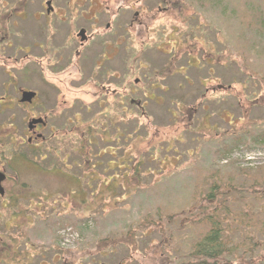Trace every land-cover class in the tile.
<instances>
[{
	"label": "rangeland",
	"instance_id": "374dc122",
	"mask_svg": "<svg viewBox=\"0 0 264 264\" xmlns=\"http://www.w3.org/2000/svg\"><path fill=\"white\" fill-rule=\"evenodd\" d=\"M45 1L5 0L3 9L7 16L0 18V32L4 33L0 37L10 30L16 44L30 47L29 38H35L33 41L37 43L36 35H33L37 34L36 31L31 32L40 23L39 20L42 21ZM186 1L192 5L191 11L205 14L203 22L217 25V29L213 30L218 31L221 42L218 48L223 54L225 66L221 69L215 66V70L222 76V90L204 91L205 87L201 85L203 82L198 78L203 74L210 77L209 72L204 71L205 66L200 69L187 67L185 73L191 76V84L183 75H172L174 67L178 69L179 65H186L188 52H183V55L176 52L169 64L167 59L170 56L153 52L143 55L147 63L146 70L153 71L152 82L145 81L143 70L135 67L124 69L120 66L121 60H116L112 67L124 74V81H117V78L111 76L100 82L109 84L111 89L117 88L116 94H106L96 84L93 89L92 84L83 81L79 74L78 79L70 83L64 75L61 85L60 82L56 83L60 86V93L55 101L56 91L50 88L46 90L37 62L23 59V52L18 51L16 56L19 61L13 63V67L8 58L11 49L4 48L3 42L0 43V97L6 96V100L14 101L18 88L23 87L38 91L37 104L32 108L22 107L17 101L8 102L11 106L9 108H3V103L0 105V170L8 176L3 182L4 193L30 195L27 201L18 196L19 199H15L20 203L17 207L9 204L2 207L1 203L10 200L0 195V218L8 219L9 215H17L19 212L29 217L26 221L20 217L15 219L16 224L22 228L16 227V234L28 228L34 243L48 241L43 252V264H60V261L68 264H172L199 233L200 225L184 224V219L179 217L174 224L178 227L177 236L168 243L165 232L170 222L166 217L168 212L171 215L183 213L196 183L204 186L203 175L221 176L224 170L235 167L248 172L259 173L264 170V0ZM65 4V0L51 2L53 8L60 10ZM21 9L26 10L27 20L32 19L33 13L39 20L33 17L35 22L28 23L30 29L28 24L24 26V21L16 23L17 28L13 30L7 13ZM81 9H85V5ZM10 21L17 22L19 19L12 17ZM79 22L81 24V20ZM209 36L213 37L214 34L210 33ZM29 51L32 56L38 53L32 46ZM127 57L130 63L134 54L128 50ZM25 66L31 67V70L28 68V71H24ZM136 77L144 87L151 83L153 88L149 91L154 94V99L146 97L149 91L137 89V83L134 82ZM11 82L15 83L14 90ZM211 82L206 80L207 84ZM122 88L126 89V94L119 98ZM92 91L96 92L95 96L91 94ZM137 101L145 102L146 113L139 110ZM80 105H91V111L82 109ZM47 107L58 108L49 120L56 128L54 133L58 135L53 138L54 143L57 142L56 138L60 140L53 148L57 149L59 158L66 156L64 162L55 158L50 151L45 157V144L40 140L27 141L30 111L34 116H42ZM169 109L174 113L170 114ZM191 113V121L198 118L197 123L202 122L199 131L186 129L187 125H191ZM108 120H116L117 125L124 121L129 135L136 134L141 138L137 141L134 135L129 136L127 145L133 147L132 155L129 156L135 159L137 154H141L142 158L147 157L141 166V171L146 173L141 172L139 179L128 178L130 184L138 183L137 187L125 191L119 188L113 195L100 197L97 187L88 177L91 171L97 172L91 165L95 159H89V165H82L81 155L74 151V147H81V139L86 136V130L91 124L100 133V123L106 126V131L114 128ZM243 133L244 140L232 146V138L237 134L243 137ZM196 136L200 140L197 141ZM256 138L258 140L254 141ZM97 142L100 145L103 143L100 137ZM121 143H124L123 140ZM167 143L171 148L165 151L162 148ZM15 151L30 155L28 159L44 167L63 164V173L41 174L37 166H30V162L25 164L24 161L19 166L10 167V157ZM152 151L157 152V160L151 157L155 163H151L148 158ZM163 152H167L164 156L170 161L163 158ZM135 159L132 163L136 162ZM159 159L163 160L157 162ZM206 166L209 170L201 172L200 169ZM99 170L100 178L106 179L107 175L102 173V168ZM15 171L20 172V177ZM107 173L111 174L110 171ZM121 174L122 171L116 173L119 177ZM128 174L131 176V173ZM65 175H74L75 179ZM236 179L244 180L240 175ZM21 186H26L25 190ZM157 210L160 214L155 213ZM150 221L155 224H150ZM23 222L28 225L24 227ZM159 229L163 234L158 233ZM170 231L174 230L171 228ZM11 233L15 234L13 230ZM19 240V249L23 250L25 247L22 239ZM34 264L38 263L35 261Z\"/></svg>",
	"mask_w": 264,
	"mask_h": 264
},
{
	"label": "flooded vegetation",
	"instance_id": "af4514ba",
	"mask_svg": "<svg viewBox=\"0 0 264 264\" xmlns=\"http://www.w3.org/2000/svg\"><path fill=\"white\" fill-rule=\"evenodd\" d=\"M4 1L0 0V18L6 15V10L3 9ZM65 1L66 8L63 6L60 10L53 8L51 5L52 0H46L44 5L45 13L43 14L42 21L34 13L32 19L27 20V12L25 9L7 13L9 14V25L13 30L17 28L16 23L24 21L25 26L28 23H34V18L40 21L34 31L31 32L34 33L36 31L37 34L33 35H36L37 43L33 41L35 38H29L31 41L30 47L16 44L15 37L11 35L10 30L8 33H5L7 36L2 35L0 37V43L3 42L4 48L11 49V54L8 55V58H10L9 61H11L12 65L19 61V58L16 56L18 51L23 52V59L31 60L33 63L37 62L36 64L40 67V76L42 77L46 90L50 88L56 91L55 101L59 98V84L61 85V82H63L64 75L67 76L66 79L70 83L78 79L79 74L80 78L83 77V81H88L92 84L93 89L98 85L102 92L111 95L116 94L117 88L111 89L109 84H100V82L106 81L111 76L117 78V81H124V74L118 73L117 69L112 67L116 60H121L120 66L124 67V69L135 67L136 69L145 71H142L144 73L142 76L146 82H149L154 74L152 70H146L147 63L144 62L143 55L144 53L151 54L153 52L170 56L167 59L168 64L171 57L176 55V52H180L179 55H183V52H188L186 65H179L178 69L174 67L172 69V75H183L184 79H189V83L191 84V76L185 73L187 67L200 69L202 66H205L204 71L206 72L207 70L210 77L203 74L200 75L201 78H198L199 81L203 82L201 85L205 87L204 91L212 92L223 89L222 76L215 70V66L220 69L225 66L223 54L218 48L219 43H221L218 39V31L214 32L213 30L217 29V25L213 26V24L203 22L205 14L202 15L197 10L191 11L192 5L189 1ZM111 1H113V4H111ZM84 5L85 9H81ZM12 17L18 18L19 21L11 22ZM79 20H81V24ZM64 24L69 25L64 26ZM28 27L30 29L29 24ZM80 31H82L81 35L79 34ZM210 33H213L214 36L210 37ZM0 34L4 33L0 32ZM97 45L98 50L96 51ZM31 46L38 50V53H35L33 56L29 51ZM195 49H199V51ZM128 50L131 54H134V58L130 60V63L127 57ZM28 68L31 70V67L27 66L23 70L28 71ZM179 69H181V72H179ZM206 80L215 83L211 84V82L209 83L211 85H209L206 83ZM57 82L60 83L57 85ZM134 82L137 83V89H143L142 91L144 92L153 88L151 83H147L146 87L138 83L140 81L137 77L134 78ZM10 85L14 90L15 83L11 82ZM24 90L35 92V96L31 102L20 101L22 91ZM125 90V88H122V93L119 98H122L126 94L124 93ZM131 92L134 91L131 90ZM16 94L14 101L6 100V96H1L0 105L3 103V108H9L11 106L8 105V102L15 103L17 101V104L22 107L29 106V108H32L37 104V90L23 87L18 88ZM91 94L95 96L96 92L92 91ZM148 96L153 98L154 94L149 91L146 97L148 98ZM154 102L157 103L156 100ZM144 106L145 102L137 101V107L141 112H144ZM57 107L59 108L58 105ZM79 107L84 108L86 111H91V105H80ZM58 108L47 107L43 110L42 116H34L33 112L30 111L29 119L42 117L43 122L32 124L30 128L29 126L27 127L26 134L28 135V142L40 140L42 144H45V149H49L51 144L53 145V138L58 137V135L54 133L56 128H54L49 118L52 117L51 115L56 114ZM74 148L76 153L81 151L79 145L77 148Z\"/></svg>",
	"mask_w": 264,
	"mask_h": 264
},
{
	"label": "trees",
	"instance_id": "16d2710c",
	"mask_svg": "<svg viewBox=\"0 0 264 264\" xmlns=\"http://www.w3.org/2000/svg\"><path fill=\"white\" fill-rule=\"evenodd\" d=\"M181 106L183 107L182 104ZM168 111L170 114L174 113L170 109ZM186 111L189 113L187 109ZM191 117L192 113L190 114V121L192 119ZM148 119H150L149 114ZM197 121L198 118L191 121V125H187L186 129L191 132L199 131L202 122L199 124ZM108 122L114 128L106 131V126L100 123L98 130L100 129L101 133L97 132L96 127L91 124V127H88L86 130V136L81 139V151L77 153L81 155L82 165L86 163L89 165V159H95L91 165L95 167L97 172L91 171V175L89 174L88 177L97 187V191L101 194L100 197H105L108 194L113 195L120 190L119 188L125 191L128 188L137 187L138 183L135 184L133 181L134 183L130 184L128 178L135 179L141 176L142 161L147 158H142L139 152L140 155L138 156L137 154L136 159L135 157L129 156L132 155L131 150L133 148L127 145L129 136L133 137L134 135L137 141L141 138L136 134L129 135L124 121L119 123V125L115 123L116 120H108ZM233 132L231 133L234 134ZM97 133H100V135H97ZM98 136L101 142H107L105 144L101 143L102 145H100V142H97L99 140ZM241 136L243 137L237 134L232 138V146H236L238 142L240 143V141L242 142L244 140L242 139L244 138V133ZM195 139L197 141L200 140L198 136ZM121 140L124 143H121ZM257 140L256 138L254 141ZM58 141H60L59 138H57L56 143L53 142L54 144H51L50 149L45 150L44 156L46 157L50 151L52 155H55V158L64 162L66 156L62 159L59 158L57 149L53 148ZM112 141L115 143L112 144ZM168 143L170 144L169 140ZM168 143L162 148L163 150L168 151L171 148ZM86 145H88V148ZM154 152L152 151L148 157L151 163H155L153 159L157 156V152ZM166 153L163 152V158L166 161H170L168 157L164 156ZM28 157L30 155L24 152L15 151L10 157V167L14 168V166H19L20 162L24 161L25 164L30 162V166H37L41 174L63 173V164H52L44 167V165H38L32 159H28ZM45 157L42 159H45ZM196 157L198 156L196 155ZM134 159L136 162L132 163ZM161 160L163 159H159L157 162ZM99 167L102 168V173L107 175L106 179L100 178V175H98V171H100ZM200 170L202 172L203 170L209 169L206 166L205 169ZM108 171L111 174H108ZM118 171H122L120 177L116 175ZM15 172L20 177V172ZM128 173H131V176ZM145 173L143 170L142 174ZM150 173L154 175L153 171H150ZM214 173L217 174L216 172ZM237 175L243 177L244 180L237 181ZM65 176L75 179L74 175ZM203 181L204 186L197 184L198 182L196 183V187L193 189L192 195L189 197L190 199L187 201V205L182 214L171 215L168 212L169 215L166 217L167 221L170 222L169 226L167 225L168 230L165 232V240L168 243L175 238L176 232L178 231L177 225L174 226V224L175 220L179 217L184 219V224L188 223L193 226L200 225L201 228L198 230L199 233L195 235L196 237L192 238L181 257L179 259L177 258L172 264H264V170H260L259 173L257 171L248 172L247 170H241L235 167L224 170L221 176L211 175L206 177L203 175ZM16 183L18 184L19 182ZM155 185L157 186L158 184ZM25 187L21 186L20 188L25 190ZM4 196H7L10 201L8 203H1L2 207H6L7 204L17 207L20 204L18 201H15V199H19L17 194L14 195L11 193L7 195L4 193ZM29 196L24 195L19 197L27 201ZM47 199L48 197L45 200ZM157 212L158 210L155 211V213ZM17 217H20L19 219L24 221L27 220L26 218L29 219L23 212H19L17 215H9L8 219L1 220L0 218V263L34 264L36 261L38 264H43V252L45 251L46 245H48V241L46 242L44 240L45 242L40 244L34 243L30 237L31 234L28 233V228H24L22 233L19 230L20 232L16 234V227L22 229L15 222ZM150 224L154 225L155 223L150 221ZM22 225L26 227L28 223L23 222ZM161 225L162 223H160ZM171 228L174 231H170ZM11 230L15 234H12ZM160 232L163 234L161 229L158 230V233ZM19 239H22L25 247L23 250L19 249L21 244V240ZM42 239L44 237L38 240ZM102 242L104 243V241ZM170 247V244H168V248ZM58 253L64 254L62 252ZM60 264H68V262L60 261Z\"/></svg>",
	"mask_w": 264,
	"mask_h": 264
},
{
	"label": "water",
	"instance_id": "95a60500",
	"mask_svg": "<svg viewBox=\"0 0 264 264\" xmlns=\"http://www.w3.org/2000/svg\"><path fill=\"white\" fill-rule=\"evenodd\" d=\"M79 34H82V31L79 32ZM35 96V92L34 91H22V97L20 98V101L24 102H31L32 98ZM43 122V119L41 117L39 118H31L28 122V126L29 128L31 127L32 124H36V123H41ZM5 179V174L3 172L0 171V194H3V187H2V182Z\"/></svg>",
	"mask_w": 264,
	"mask_h": 264
}]
</instances>
